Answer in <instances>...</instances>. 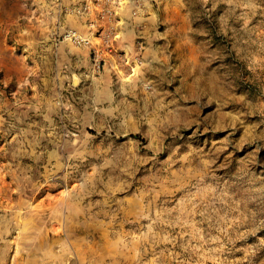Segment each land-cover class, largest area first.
Masks as SVG:
<instances>
[{
    "label": "rangeland",
    "instance_id": "1",
    "mask_svg": "<svg viewBox=\"0 0 264 264\" xmlns=\"http://www.w3.org/2000/svg\"><path fill=\"white\" fill-rule=\"evenodd\" d=\"M0 264H264V0H0Z\"/></svg>",
    "mask_w": 264,
    "mask_h": 264
}]
</instances>
